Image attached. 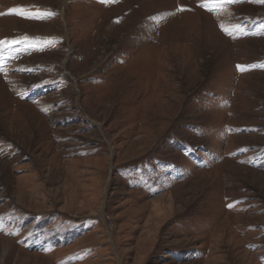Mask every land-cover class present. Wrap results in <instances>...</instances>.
I'll use <instances>...</instances> for the list:
<instances>
[{
    "label": "rangeland",
    "instance_id": "374dc122",
    "mask_svg": "<svg viewBox=\"0 0 264 264\" xmlns=\"http://www.w3.org/2000/svg\"><path fill=\"white\" fill-rule=\"evenodd\" d=\"M0 41V264H264V0H0Z\"/></svg>",
    "mask_w": 264,
    "mask_h": 264
},
{
    "label": "snow or ice",
    "instance_id": "6c2138e0",
    "mask_svg": "<svg viewBox=\"0 0 264 264\" xmlns=\"http://www.w3.org/2000/svg\"><path fill=\"white\" fill-rule=\"evenodd\" d=\"M181 10H183V9H181ZM18 42V41H17ZM0 43H3L2 41H0Z\"/></svg>",
    "mask_w": 264,
    "mask_h": 264
}]
</instances>
